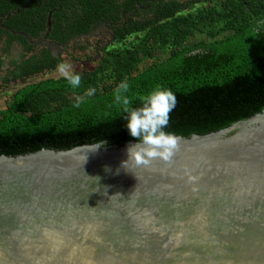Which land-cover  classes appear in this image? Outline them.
<instances>
[{"label": "water", "instance_id": "1", "mask_svg": "<svg viewBox=\"0 0 264 264\" xmlns=\"http://www.w3.org/2000/svg\"><path fill=\"white\" fill-rule=\"evenodd\" d=\"M174 135L128 169L139 141L0 154V264H264V108Z\"/></svg>", "mask_w": 264, "mask_h": 264}, {"label": "trees", "instance_id": "2", "mask_svg": "<svg viewBox=\"0 0 264 264\" xmlns=\"http://www.w3.org/2000/svg\"><path fill=\"white\" fill-rule=\"evenodd\" d=\"M102 23L110 26L112 43L93 71L79 73V88L61 76L25 83L11 93L0 110V154L138 141L114 103V91L125 80L127 95L135 97L132 107L157 87L175 94L164 130L180 136L227 127L264 108V0H0L4 52L13 41L30 50L27 39L41 36L62 45ZM193 30L211 40L185 45ZM155 48L169 53L137 70ZM57 63L40 49L14 64L10 77L25 78ZM100 79L111 82L97 90ZM89 88L96 89L94 95H87ZM63 93L76 98L56 102Z\"/></svg>", "mask_w": 264, "mask_h": 264}, {"label": "rangeland", "instance_id": "3", "mask_svg": "<svg viewBox=\"0 0 264 264\" xmlns=\"http://www.w3.org/2000/svg\"><path fill=\"white\" fill-rule=\"evenodd\" d=\"M198 3L194 6L198 7ZM110 35V26L106 23H102L95 26L87 34L80 35L78 37L68 40L62 45L55 44L47 40L44 36H41L35 40H28L31 44V49L24 51L17 42H11L4 52L3 49L5 43L0 41V110L5 108L11 93L19 86L34 82L43 78H57L61 77L58 70L59 65L67 64L70 66L72 72L87 73L93 71L103 54V48L112 43ZM197 40H203L205 42L211 40L205 32L193 30L189 36H187L184 44H191ZM40 49L49 51L54 57L58 59V63L55 67L45 69L43 71L33 73L25 78L17 79L10 77V71L14 64H16L21 58H25L30 54L37 53ZM169 53L168 49L159 51L155 48L153 56L151 58H143L138 64L137 70H141L151 63L162 59ZM111 79H100L97 82V90H103L104 86L108 87ZM73 97L70 94H57L56 102L62 100H72ZM51 105V104H49Z\"/></svg>", "mask_w": 264, "mask_h": 264}, {"label": "clouds", "instance_id": "4", "mask_svg": "<svg viewBox=\"0 0 264 264\" xmlns=\"http://www.w3.org/2000/svg\"><path fill=\"white\" fill-rule=\"evenodd\" d=\"M58 70L73 89L81 86V75L72 72L69 65L61 64ZM129 90L130 84L125 80L117 86L113 94L114 103L126 114L125 120L131 136L139 141L128 147V159L124 166L127 169L129 165L146 167L155 160L170 163L181 141L179 137L164 129L169 125L170 113L176 107L177 97L171 90L157 87L148 94L139 96V107H132L135 97L127 95ZM95 92V88H89L87 95L92 96ZM81 102L78 98L74 106L79 107Z\"/></svg>", "mask_w": 264, "mask_h": 264}]
</instances>
